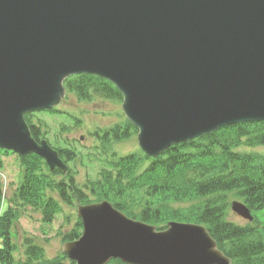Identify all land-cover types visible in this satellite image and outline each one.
<instances>
[{"label": "water", "instance_id": "water-1", "mask_svg": "<svg viewBox=\"0 0 264 264\" xmlns=\"http://www.w3.org/2000/svg\"><path fill=\"white\" fill-rule=\"evenodd\" d=\"M113 81L157 154L222 126L264 120V0H0V146L62 162L24 114L49 108L62 79ZM234 211L252 220L235 201ZM84 233L63 250L78 264H233L200 224L169 228L103 201L79 205Z\"/></svg>", "mask_w": 264, "mask_h": 264}, {"label": "trees", "instance_id": "trees-1", "mask_svg": "<svg viewBox=\"0 0 264 264\" xmlns=\"http://www.w3.org/2000/svg\"><path fill=\"white\" fill-rule=\"evenodd\" d=\"M65 85L83 102L123 98L111 82L95 75L79 74L68 78ZM27 121L30 125L28 118ZM126 123L124 128L112 129L113 134L97 135L95 150L100 155H107L112 144L130 137L129 122ZM31 130L39 139V129L31 126ZM262 145L264 122L230 125L195 141L174 145L156 159L143 153L116 158L114 153L106 159L110 169L103 168L85 187L78 185L71 168L67 172L59 168L50 171L38 156H23L22 181L8 198L5 210L0 184V264H75L67 261L65 255L47 257L44 247L31 239L23 243L24 258L16 259L18 247L13 241L12 227L28 206L40 210L42 221L48 224L61 212L62 203L73 205L76 200L89 203L102 199H108L130 217L160 228L172 220L204 224L234 264H264V215L255 224L239 225L229 220L231 196L241 199L253 211L264 210V155L235 151L241 146ZM57 149L67 163L79 157L67 147ZM173 203L192 205L174 208ZM80 231L81 223L77 220L64 240L77 239ZM109 264L123 263L113 260Z\"/></svg>", "mask_w": 264, "mask_h": 264}, {"label": "rangeland", "instance_id": "rangeland-1", "mask_svg": "<svg viewBox=\"0 0 264 264\" xmlns=\"http://www.w3.org/2000/svg\"><path fill=\"white\" fill-rule=\"evenodd\" d=\"M60 109L69 111L71 115L80 118L79 124L68 116L53 115L47 113H35L32 115L40 117L44 121L45 129L47 131L45 136L53 146L68 147L62 142H57L56 138H64L67 142L75 145V152L82 157L77 161L70 163V167L75 173V178L79 186H84L90 179H95L99 171L104 166H101L98 161L99 157L95 159L90 154L94 147V140L92 134L95 130L106 129L119 123L125 119L122 104L106 101L103 99L95 100L92 103H82L73 94H68L61 98ZM67 124V125H64ZM64 125V126H63ZM67 127V128H66ZM81 137H83L81 139ZM138 133L125 141L123 144L117 146L120 155L127 152L140 149L138 144ZM239 150H254L252 148L242 147ZM258 151L264 153V146H260ZM5 168L0 172V182L6 189V197H9L17 188V184L22 174L19 166V159L16 155L6 156L4 162ZM234 196L230 200H234ZM191 203H173L174 208H189ZM264 210L255 211V216L263 218ZM77 216L76 205H63L62 213L58 214L51 223H44L40 210L37 211L31 207H26L21 211L19 222L16 226L17 245L16 256L18 259L23 256V242L27 239L33 240L34 243L44 247L46 256L54 258L62 255V244L64 235L68 230H71L73 221ZM231 220L245 224L246 220L237 215H232Z\"/></svg>", "mask_w": 264, "mask_h": 264}, {"label": "bare ground", "instance_id": "bare-ground-1", "mask_svg": "<svg viewBox=\"0 0 264 264\" xmlns=\"http://www.w3.org/2000/svg\"><path fill=\"white\" fill-rule=\"evenodd\" d=\"M249 224H255V223H251V222H250Z\"/></svg>", "mask_w": 264, "mask_h": 264}]
</instances>
